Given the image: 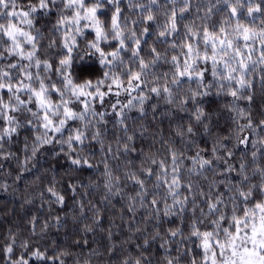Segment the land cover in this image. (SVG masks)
I'll list each match as a JSON object with an SVG mask.
<instances>
[{"label":"trees","instance_id":"obj_1","mask_svg":"<svg viewBox=\"0 0 264 264\" xmlns=\"http://www.w3.org/2000/svg\"><path fill=\"white\" fill-rule=\"evenodd\" d=\"M37 2L38 0H18V7ZM230 3L235 4V0H230ZM241 4L242 7L237 6L240 15L231 17L230 9L223 0H189L188 10L181 18L179 9L184 7V0H176L175 4L172 0H157L155 4L150 0H131V6L129 0H121L122 22L123 18H127L124 35H129L128 29L135 32L136 37L141 40L140 55L145 63H149L153 58L152 48H156L161 54L160 60L145 70V75L142 76L144 83L140 88L136 91H124L119 95H115V89H111V92L105 96L103 104L93 101L96 112L104 114L103 120L98 116L89 115L84 121H69L62 133H48L49 137H55L51 144L37 142L36 137L43 136L44 129L38 126L39 122H36V127L26 123L27 120L33 119L30 113L23 110L7 113L17 118L20 127H17V131L11 137H5L4 141H0L3 144V147H0V264H11L21 257L28 260V264H58V260L50 259L52 257H59L64 264H123L125 260H129L131 264L130 258L140 259L141 264H167L168 259H171L173 264H191V259L195 257L197 264H200L201 249L196 238L190 235L191 224L197 221L201 231L211 230V225L201 216L199 210L195 214L192 213V194L183 187L179 192L189 196L188 208L179 215L165 216V201L168 205L172 204V197L168 194V184L158 181L156 175L148 176L142 168H151L158 174L160 169L156 164L150 163L152 159L163 160L166 166H170V150L182 153L180 156L182 184L191 182L193 193L199 190L208 192L212 181L223 180L224 183L211 191L224 193L225 203L229 205L224 211L228 212L230 194L226 190V185L229 180L235 184L239 180L238 175L228 174L227 179L218 175L217 173L225 168L222 161H214L215 172L208 169L201 170L207 178L190 173L188 170L193 167V161L189 158L195 157L199 151L202 157L211 159L214 146L217 148L216 155L224 156L225 149L219 147V144L223 143L227 145V150L233 152V155L227 159L237 170L241 162L245 164L250 176L252 168L264 167V125H259V121L264 119V87L259 79L264 73V65L257 64V71L248 77L252 81L253 102L244 99L234 101V98L227 93L230 87L238 88L239 85L234 81L223 80L219 82L224 85L221 88L217 79L211 75V62L207 65L203 63L198 65L201 70L207 67L204 80L212 85L210 89L187 78H181L179 84L172 83L175 72L171 63L172 56L179 57L183 62L185 57L182 56V52L186 49H182L180 45L184 41L193 44L198 42L197 38L191 37L185 25L202 34L205 30L217 31L222 23L231 21L225 24L230 34L229 38L235 35L233 29L237 18L241 23L257 30L264 27V2L253 0V5L260 4L262 9L261 13L253 14L254 23H252L253 17L246 14L248 5L245 0H241ZM57 5L44 15L35 14L32 29H28L24 24L18 26L31 31L34 36L37 35L36 29H39L40 37L37 40L39 51L36 55L42 62L47 60L52 66L48 72L43 71L42 66L40 69L31 67L29 71L34 77L39 72L45 84L54 83L57 88H63L62 74L58 70L59 61L63 58V40L61 33L53 29L62 11L61 0H57ZM173 10L177 13L178 33L163 41L158 33L163 29L168 15ZM149 12L153 15L154 22L146 20ZM63 14L71 15V12L63 10ZM101 19L106 25L105 31L109 38L107 42L102 41L100 46L107 54L115 51L119 45L117 41L112 40L108 27L109 16ZM143 27H147L149 33L141 36ZM93 39L94 34L89 29L85 30V35L77 36L71 67L63 75L70 74L77 84H82L85 80H91L93 83L103 80L104 87L101 91H108L107 86L111 80L104 74L109 73L110 76L118 75L128 87L126 69L139 70L138 64L131 55V49L135 48V45L131 40H126L128 50L121 51L120 54L123 63L114 61L111 56L106 55V61L111 63L105 66L100 63L99 54L88 47ZM51 41H55L53 48L48 47ZM173 43L177 46L172 47ZM22 46L25 50H30V45L23 41ZM258 57L259 51H253L251 59L258 60ZM244 58L247 62V56ZM17 61L19 64H29V61H21L18 57L0 60V68L12 72L13 83L16 82L17 76L23 74L17 69H8L6 66L10 62ZM233 66H235L234 61ZM32 83L34 87L38 86L37 81L34 80ZM135 83L133 81V84ZM162 86L171 90L170 103L165 94L157 96L149 92L151 87ZM203 91H209L210 94L197 96L195 102L189 99L194 93ZM0 95H3L5 102L9 101L6 90L0 91ZM138 95L147 96L149 99L143 105L144 112H140L139 101L136 99L133 100L135 107L131 110L123 109L127 115L124 125L127 134H125L124 127L119 123L121 105H126L129 99ZM20 97L25 101L29 99L26 93H20ZM51 100L58 103V94L53 92ZM184 100L189 102L182 104L181 101ZM11 103L14 105L15 100ZM21 107L31 108L33 111L39 110L35 103ZM71 107L76 111L82 108L75 103ZM198 108L203 109L205 114L202 123H197L195 119ZM234 108L250 114L255 131L251 128L240 130L238 125H244L249 121L243 117L237 118ZM205 123L207 128L203 126ZM15 126L8 125L6 118L0 119V134L5 129ZM188 127L193 128L192 134L186 132ZM77 128H83L88 137L83 145L73 143L72 148H69L67 143H61ZM95 132L100 133L99 140L103 141L102 144L91 138ZM237 134L246 138L248 144L237 146ZM127 136H132L133 139L129 142ZM125 144L134 150L125 153L123 151ZM33 147L37 149L35 156L32 155ZM253 152L257 153L255 161H253ZM4 156H7V159H4ZM75 158H87L93 167L72 165L71 160ZM105 164L111 176L105 175ZM133 174L145 180L148 195L144 198L143 207L140 206L138 202L140 197L137 196L140 188L134 179L129 178ZM112 177L118 178V181L113 180L112 192L119 191V195L109 194L105 187ZM168 178L171 179L170 171ZM252 182L258 183L259 176H254ZM157 184L159 187L156 186ZM49 188H53L64 197L62 203L55 202L56 197L48 191ZM153 198L159 201L157 205L150 203ZM204 199L197 195L196 202L206 213ZM130 204L134 211L130 210ZM156 208L160 211H154ZM97 210L98 225L93 224ZM200 220L204 222L199 223ZM86 225L91 226L92 230L86 231ZM176 228L182 230V236L170 235L169 229ZM9 246L13 248L11 254L5 251ZM35 250L45 253L46 258L36 259L31 255ZM61 253L67 254L61 255Z\"/></svg>","mask_w":264,"mask_h":264},{"label":"snow or ice","instance_id":"obj_2","mask_svg":"<svg viewBox=\"0 0 264 264\" xmlns=\"http://www.w3.org/2000/svg\"><path fill=\"white\" fill-rule=\"evenodd\" d=\"M121 0H61L62 11L53 26L54 31L61 33L63 40L62 53L63 58L60 59V69L62 74L63 88H57L56 84H45L44 79L40 78L39 72L35 77L33 73L29 71V68L35 67L40 69L43 67V71L48 72L51 69V64L45 60L41 61L36 55L39 51L37 47V40L40 37L39 29H36L37 35H32L31 31L25 30L23 27H19L18 24H24L28 29L34 27L35 14L39 13L44 15L54 8H56L57 0H38L36 4L26 3L24 7H18V0H0V60H8L10 57H18L19 60L29 61L28 65L16 63H8V69H17L22 73V76L16 77V82L13 83L12 72L6 71L0 68V91H5L9 94V101L5 102L3 95H0V119L6 118L8 125H16L15 127H9L0 134V141H4L5 137H11L13 133L17 131V127L20 125L17 122V118L12 115H7L9 111H25L31 114L33 119L27 120V124L37 126L36 122H39L40 127L44 129L43 136H37L36 140L39 144H51L55 137H49V132L62 133L64 128L68 125L69 121H84L89 115L98 116L100 120L104 119V114L96 112L93 101L103 104L104 98L107 96L115 85L118 89L124 88V83L119 79L118 75H109L105 73V77L111 80L108 84V91H101L104 87L103 80H97L93 83L91 80H85L82 84L74 83L71 75H63L68 68L71 67L72 53L77 46V36L85 35V30L89 29L94 34V39L88 44V47L95 50L100 56V63L107 66L111 61H106V55L111 56L114 61L121 60V51L128 50V46L125 43L126 40H131L135 45V48L131 49V55L138 64L139 70L133 71L131 68L126 69L128 76V87L124 88V91H136L140 88V85L144 83L142 76L145 75V70L150 66H154L161 58V54L156 48L151 49L153 58L149 63H145L143 57L140 55L141 40L136 37L135 32L132 29H128L129 35H124L125 27H127V18L121 19ZM152 4H155L157 0H150ZM247 3L246 14L253 17L252 23L255 22L254 13H261L262 9L260 4L253 5V0H245ZM264 2V0H262ZM175 4L176 0H172ZM223 3L230 9L231 17H238L237 6H243L241 0H235V4L230 3V0H223ZM189 0H184V7L179 9L181 18L182 14L188 10ZM110 6V7H106ZM129 6H131V0H129ZM63 10H69L71 15L63 14ZM110 14V15H109ZM109 16L108 27H110V33L112 40L118 42L119 47L110 53H105L100 44L101 42L108 41V33L105 31L106 25L101 17ZM146 20L154 22V17L151 12L148 13ZM231 21H225L220 25L217 31L205 30L202 34L193 31L187 25L188 33L191 37L197 38L198 42L193 44L189 41H184L180 47L186 49L182 52V56L185 57L183 62L177 56H172L171 63L175 68L172 83L179 84L181 78H187L189 80H195L198 85H203L205 88L210 89L211 84H208L204 80V73L208 71L207 67L204 70L199 68V64L203 63L207 65L211 62V75L217 82L227 80L229 82L234 81L238 88L229 89V93L235 100L244 99L249 102L254 101V95L251 92L252 81L248 78L251 74L257 71L256 65H264V27H260L258 30L241 23L240 19L235 20V27L231 38L228 33L225 24H229ZM178 19L175 10L168 15V20L163 25V29L159 31L158 36L163 38V41H167L171 35L178 33ZM160 27V25H157ZM149 29L143 27L141 30V36L147 35ZM186 33V35L188 34ZM6 37L7 39H3ZM22 41L27 45H30V50H25L22 46ZM162 41V42H163ZM7 45V46H5ZM55 41H51L48 45L49 48H53ZM175 43L172 47H176ZM253 51H259L258 60H252L251 54ZM247 56V62L245 60ZM233 61L235 66H233ZM167 75V74H165ZM262 87H264V73L259 76ZM38 82V86H33V81ZM133 81L136 83L133 84ZM221 88L224 87L223 83H219ZM58 94L59 102L54 103L51 100L52 93ZM149 92L156 94L157 96L162 93L168 98V102L172 101L171 90L166 87H151ZM20 93H26L29 97L27 101L22 100ZM209 91L196 92L189 99L195 102L197 96H208ZM119 95V92L115 93ZM67 96V98H66ZM139 101L140 112H144V103L149 97L144 95H138L128 100L126 105H121V111L119 113V123L122 127L125 125L127 119L124 108L131 110L135 105L133 100ZM15 100V104L11 103ZM188 100L181 101L182 104L188 103ZM29 103H35L38 105V111H33L31 108L21 107ZM75 103L82 106L80 111H76L71 107ZM115 108V106H113ZM153 107H155L153 105ZM237 118L243 117L249 122L244 125H238L241 131L253 127L250 114L239 109H235ZM195 119L197 123H202L205 119L203 109L198 108L196 110ZM259 125H264V119L259 121ZM207 128V124H203ZM87 127V125H85ZM125 134H127V128L124 127ZM188 134L193 133V128L188 127L186 129ZM183 135V133H179ZM100 133L95 132L92 135V139L97 140L98 143H103L99 140ZM88 137L85 134L83 128H77L73 134L69 135L67 140H62L61 143H67L69 148H72L73 143L83 145ZM132 136H127V140L130 142ZM237 146L247 145L248 140L241 137L239 134L236 136ZM219 143V141H218ZM0 147L3 144L0 143ZM220 148L225 149L224 156L216 155L217 148H212V158L206 159L201 156L198 151L195 157H190L193 161V167L188 171L195 173L196 175L205 176V173L201 170L208 169L215 172L213 167L214 161H222L225 164V168L217 173L222 175L225 179L228 178V174L236 173L239 180L233 184L230 180L226 185V190L230 194L228 200L230 203V210L225 212L224 209L229 205L225 203L224 193H213L211 189L217 188L219 184L224 181H212L209 185V191L203 190L193 193V184H182L180 177V168L182 162L180 156L182 153H177L174 150H170L171 165L166 166L165 161H157L152 159L151 164H156L160 169L157 174L151 168H142V171L148 176L156 175L158 181H163L168 184V194L172 197V204L168 205L165 201L164 215L172 216L183 213L188 208L189 196L183 195L179 192L182 187L187 189L191 194V211L193 214L197 210L200 211L201 216L207 219L208 224L211 225V230L201 231L197 221H193L191 224V237L196 238L199 248L201 249L200 264H264V167L252 168V175L248 174L246 166L243 162L239 165L237 170L232 164L228 162V157L233 155V152L227 150V145L220 143ZM255 147V144H253ZM119 151V149H117ZM124 145L123 151L128 153L133 151ZM36 147H33L32 155L36 154ZM109 151L111 149L109 148ZM257 153L253 152V161H255ZM7 159V156L3 157ZM72 165L83 166L92 168L93 165L89 163L87 158H75L71 160ZM105 175L111 176V173L107 171V164H105ZM169 171L171 173V179L169 180ZM259 176V182L253 183L252 178ZM134 179L139 186L140 191L137 196L140 197L138 201L140 206H144V198L148 195L145 188V180L135 177L133 174L129 177ZM205 178H207L205 176ZM113 180L118 181L117 177H112L105 185L109 194L119 195V191L113 193ZM159 187V184L156 185ZM48 191L56 197V203H62L64 197L59 195L53 188H49ZM197 195L204 197V204L206 205L207 212L205 213L203 208H200L196 202ZM182 196V198H178ZM107 197H105L106 199ZM150 203L157 205L159 201L153 198ZM130 210H135L130 204ZM154 211L159 212L160 209L156 208ZM214 217V218H210ZM99 211L96 212V218L93 219V224H99ZM59 219V218H57ZM200 220L199 223H203ZM86 231H91V226H85ZM139 231V229H137ZM171 236H182V230L176 228L175 230L169 229ZM14 242V241H13ZM27 247V245H24ZM5 251L9 254L13 252L11 246L7 247ZM67 253H61L66 255ZM38 260L45 259V253L35 250L31 253ZM50 259L58 260V264H64L63 260H59V257H52ZM131 264H141V260L138 258H130ZM11 264H28V260L21 257L18 260L12 261ZM123 264H129V260L123 261ZM167 264H173L171 259L167 260ZM191 264H197L195 257L191 259Z\"/></svg>","mask_w":264,"mask_h":264},{"label":"rangeland","instance_id":"obj_3","mask_svg":"<svg viewBox=\"0 0 264 264\" xmlns=\"http://www.w3.org/2000/svg\"><path fill=\"white\" fill-rule=\"evenodd\" d=\"M124 86L127 87V85H124ZM114 87H116V86L113 85V86H112V89H115V90H114L115 93H117V92H119V93L124 92V88H119V89H118L117 87H116V88H114Z\"/></svg>","mask_w":264,"mask_h":264}]
</instances>
